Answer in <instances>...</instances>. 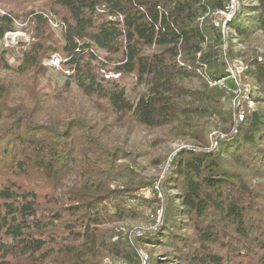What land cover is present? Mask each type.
<instances>
[{
  "label": "trees",
  "instance_id": "trees-1",
  "mask_svg": "<svg viewBox=\"0 0 264 264\" xmlns=\"http://www.w3.org/2000/svg\"><path fill=\"white\" fill-rule=\"evenodd\" d=\"M37 1L0 0V40L17 20L32 38L14 69L31 102L8 105L0 84V264H264V58L253 51L241 74L230 72L231 37L245 42L264 30V0L239 8L229 37L219 14L226 0ZM53 55L70 74L40 94ZM102 68L119 78L99 76ZM8 69L0 52V74ZM128 76L144 88L133 99ZM200 76L240 93L186 85ZM72 83L106 126L45 117L46 97L63 99ZM233 97L237 109L222 100ZM203 117L221 124L199 127ZM117 127L191 141L170 155L163 217L149 227L116 228L157 201L136 195L143 187L156 194L157 177L143 174L139 152L109 144Z\"/></svg>",
  "mask_w": 264,
  "mask_h": 264
},
{
  "label": "rangeland",
  "instance_id": "rangeland-1",
  "mask_svg": "<svg viewBox=\"0 0 264 264\" xmlns=\"http://www.w3.org/2000/svg\"><path fill=\"white\" fill-rule=\"evenodd\" d=\"M40 1V0H39ZM37 1V3L39 2ZM252 0H238V4L234 11V14L239 10V8H246L249 5H253ZM220 14L221 24L223 26L224 32H226L227 37H229L230 29L227 28V21H225V16ZM52 29L54 30L56 36H59V28L57 21H52L50 23ZM15 31L8 32L4 35L3 39L0 40V52H4L6 59L10 64L8 70H4L0 74V84L3 85L7 92L6 102L8 105L13 106L20 103L28 104L31 102V93L27 88L26 80L17 77L14 69L19 64L20 61V48H24L31 40V31L26 27V23L22 20H17L15 23ZM232 42L235 44L234 50L236 51V59L231 63L230 72L233 74V78H236L241 74L243 70V60L247 58L253 51L258 53L259 59L264 58V30H259L252 35L250 39L245 42H241L237 39L231 37ZM44 65L48 67L47 74L40 79L39 93L45 94L49 93L52 89H61L65 84L70 71L64 69L61 65V57L58 55H53L49 59L44 61ZM99 76H103L106 79H117L118 74L109 71L108 68H102L98 70ZM186 85L193 90H201L205 92H215L217 90L224 91L225 95L229 94L237 95L240 93L231 84H223L222 82H210L205 76L195 77L192 80L186 82ZM71 90L64 94L63 99H53L46 97V102L44 103V115L48 118H54L59 120H69L75 117L84 116L90 122H97L99 127L106 126L108 120L104 117V114L99 111L94 103L80 94L76 89V86L72 83L70 85ZM249 88L244 89V94H246ZM126 90L128 96L133 99L138 94H140L144 88L137 86L134 79L131 76L126 78ZM225 106H234L235 109L238 107V99L236 97L232 98L230 102L227 98L222 99ZM249 107L254 108L256 105L252 101H248ZM32 105V103H30ZM239 120L242 118L241 113L238 115ZM198 126L200 127L206 122L219 123L217 119H210L207 121L206 117L196 120ZM221 124V122L219 123ZM217 131L213 129L212 126L206 125V133L208 136L216 134ZM189 137H176L175 135L169 134L162 129H140L135 132H128L125 127H117L111 129L108 140L109 144L120 145L128 149H133L141 154L138 158V163L143 168V174L146 177H157L154 182V189L156 194L152 191L151 187L141 188L136 195L138 197L145 198L147 200L156 199L157 201L148 207L146 204L139 206V209L143 212V216L136 218L134 220H129L116 225L121 231L127 230L128 228H144L151 225V221H160L164 213V191L162 190L161 179L166 171L170 155L175 151L189 147L191 141ZM159 163H156V161ZM260 182L264 184V178ZM136 235V233H135ZM104 264H110L109 261H105ZM143 264H146L145 262Z\"/></svg>",
  "mask_w": 264,
  "mask_h": 264
},
{
  "label": "built area",
  "instance_id": "built-area-1",
  "mask_svg": "<svg viewBox=\"0 0 264 264\" xmlns=\"http://www.w3.org/2000/svg\"><path fill=\"white\" fill-rule=\"evenodd\" d=\"M237 4H238V0H226L224 10L220 11V13L225 16V21L229 20L232 17Z\"/></svg>",
  "mask_w": 264,
  "mask_h": 264
}]
</instances>
